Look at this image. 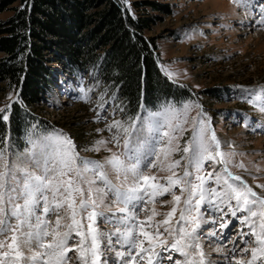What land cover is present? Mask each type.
<instances>
[{
  "label": "snow or ice",
  "instance_id": "obj_1",
  "mask_svg": "<svg viewBox=\"0 0 264 264\" xmlns=\"http://www.w3.org/2000/svg\"><path fill=\"white\" fill-rule=\"evenodd\" d=\"M246 91L250 102L264 112V89L255 94ZM7 118V115L2 117ZM173 119L178 122L173 124ZM137 123L141 125L139 129ZM186 123L187 109L183 119L177 113H171L169 118L165 112L151 113L143 120L134 117L127 126L115 121L109 125V130H116L111 141H98L93 150L106 143L124 150L113 153L103 163L81 158L71 138L60 132L44 137L40 143L32 142L24 161L31 162L32 170L10 162L6 150L0 149V264H73V261L108 264L106 253L101 250L105 242L109 246L107 250L115 251L125 264H155L158 248L174 250L185 258L174 264H208L202 241L205 236L215 237L217 233L211 229L206 233L198 231L202 223L199 206L206 197L209 203H215L212 199L215 197L230 207L235 201L231 215L245 214L240 222L248 231L241 230V236L247 239L242 240L245 246L240 253L234 254V264H264V196L253 191L240 176L232 175L227 167L229 154L220 151L221 141L214 131L205 127L204 121L194 125L191 142L181 149L175 143L180 138L176 133H183ZM134 133L136 138H141L135 147L132 146ZM145 146L151 148L147 154L152 157L146 165ZM181 150L185 155L191 153L189 164L196 173L201 172L206 160L224 167L215 175L209 171L193 177L187 168L182 175L178 174L176 169L181 167V161L174 160L166 168H159L170 173L165 183H159L157 175L149 174L150 169L157 168L161 154L167 161ZM238 166L244 168L243 164ZM108 169L120 180L119 184L110 179ZM229 178L238 183H230ZM209 180L221 190L205 189ZM109 193L112 200L106 204ZM165 195L170 199H157ZM157 203L172 206L161 213L156 210ZM113 207L118 212H111L107 219L113 223L114 231L101 233L95 226L97 217L105 215L100 209L111 211ZM141 213L150 214L141 217ZM227 226V223L219 225ZM73 235L79 239L70 244ZM113 238L125 250L111 247ZM244 253L248 254L246 260L241 255ZM236 255L240 258H235ZM167 259L171 260L172 256Z\"/></svg>",
  "mask_w": 264,
  "mask_h": 264
},
{
  "label": "rangeland",
  "instance_id": "obj_2",
  "mask_svg": "<svg viewBox=\"0 0 264 264\" xmlns=\"http://www.w3.org/2000/svg\"><path fill=\"white\" fill-rule=\"evenodd\" d=\"M126 6L136 17L151 18L150 26L144 32L145 37L155 42L159 55V68L169 81L189 92L188 98L178 101H168L156 109L141 107L139 116L146 119L151 113L180 114L183 119L187 109V123L184 132L176 133L180 138L175 143L182 149L191 142L194 125L199 126L204 121L205 127L214 131L221 141L220 151L229 154L228 170L232 175H238L258 195L264 196V112L254 106L248 91L254 94L264 89V0H124ZM153 2L160 6L155 8L146 5ZM138 4V5H136ZM0 14V21H5L13 15V7ZM4 54L0 52V58ZM55 92L45 96L40 106L25 114L28 123L20 143L13 138L6 139L5 149L10 162H15L29 170L33 169L31 162L24 163L32 142L40 143L44 137L60 132L70 137L80 157L88 161L105 162L113 153H121L124 149L114 143H106L99 150H93L98 141H111L115 129L109 130V125L120 121L127 122L134 117L124 113L122 102L117 97V91L103 85L99 79L90 74V79L76 78L54 86ZM17 93L5 84L0 83V115L11 111L12 101ZM264 102V98H262ZM15 103H19L18 100ZM14 103V104H15ZM9 116V114H8ZM178 121L173 119V124ZM247 125V126H245ZM136 127H141L137 123ZM169 130V129H164ZM133 147L141 143V138L133 134ZM166 139V138H165ZM123 139L121 140V144ZM155 146V141L153 142ZM38 150V149H37ZM144 164L152 159L151 148L145 146ZM182 150L172 154L167 161H157V168L150 169V175H157L159 183H165L170 173L159 171L174 160L181 161V167L176 169L182 175L187 168L193 177L204 175L211 171L215 175L221 172L224 165L216 161H204L200 173H196L189 164L188 157ZM243 164L244 168L238 165ZM38 172V170H37ZM113 183H120L108 169ZM39 174V172H38ZM122 179V178H121ZM230 183H238L231 180ZM217 187L213 180L205 184V189ZM177 194L179 190L177 189ZM185 196L187 193L184 194ZM158 200H169L165 195ZM215 203L205 201L199 206L202 223L198 231L206 233L216 231L215 237L205 236L202 243L208 254V264H234V254H239L245 245L241 230L248 229L240 222L245 215L237 212L231 215L232 207L213 197ZM112 200L109 193L105 203ZM18 203H23L18 200ZM195 203V201H193ZM171 204L157 203L158 212L170 210ZM183 206V205H182ZM149 209L151 204L147 206ZM105 215L97 217L95 226L101 233L114 231L113 223L108 221L111 212H118L117 207L111 211L101 208ZM39 214V209H37ZM150 213H141V217ZM196 213H194L195 215ZM161 217H156L159 220ZM215 220L216 223L211 221ZM207 221V222H204ZM220 223H227L226 228H220ZM79 238L73 235L71 244ZM171 243V240H169ZM109 246L102 243L108 264H125L119 260L115 251L107 250ZM111 247L125 250L115 243ZM26 251V250H25ZM159 256L154 255L155 264H174L176 260L185 258L174 250L157 249ZM72 255V253H69ZM171 255L172 259L167 257ZM245 258L247 253L241 254ZM235 258H240L236 255ZM127 259V258H126ZM75 264V261H73Z\"/></svg>",
  "mask_w": 264,
  "mask_h": 264
},
{
  "label": "trees",
  "instance_id": "obj_3",
  "mask_svg": "<svg viewBox=\"0 0 264 264\" xmlns=\"http://www.w3.org/2000/svg\"><path fill=\"white\" fill-rule=\"evenodd\" d=\"M15 4L0 21V83L20 90L19 103L0 115V148L7 137L20 143L25 114L55 85L91 73L117 91L129 117L190 96L159 68L155 42L144 35L151 18L134 16L124 0H0V14Z\"/></svg>",
  "mask_w": 264,
  "mask_h": 264
},
{
  "label": "water",
  "instance_id": "obj_4",
  "mask_svg": "<svg viewBox=\"0 0 264 264\" xmlns=\"http://www.w3.org/2000/svg\"><path fill=\"white\" fill-rule=\"evenodd\" d=\"M20 91V90H19ZM19 91L17 92V97L15 98V100L14 101H12L13 103H12V105L15 103V101H17L18 100V97H19Z\"/></svg>",
  "mask_w": 264,
  "mask_h": 264
},
{
  "label": "bare ground",
  "instance_id": "obj_5",
  "mask_svg": "<svg viewBox=\"0 0 264 264\" xmlns=\"http://www.w3.org/2000/svg\"><path fill=\"white\" fill-rule=\"evenodd\" d=\"M11 108H13V105H12V107Z\"/></svg>",
  "mask_w": 264,
  "mask_h": 264
}]
</instances>
